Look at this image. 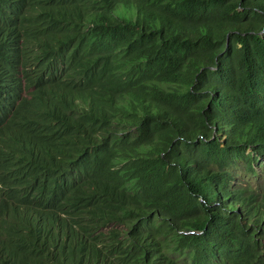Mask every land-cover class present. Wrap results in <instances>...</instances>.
Wrapping results in <instances>:
<instances>
[{
    "label": "trees",
    "instance_id": "1",
    "mask_svg": "<svg viewBox=\"0 0 264 264\" xmlns=\"http://www.w3.org/2000/svg\"><path fill=\"white\" fill-rule=\"evenodd\" d=\"M264 0H0V264H264Z\"/></svg>",
    "mask_w": 264,
    "mask_h": 264
},
{
    "label": "rangeland",
    "instance_id": "2",
    "mask_svg": "<svg viewBox=\"0 0 264 264\" xmlns=\"http://www.w3.org/2000/svg\"><path fill=\"white\" fill-rule=\"evenodd\" d=\"M246 164L241 161L239 165L234 166L233 170L237 174L239 183L250 190L264 193V166L257 165L256 171H249Z\"/></svg>",
    "mask_w": 264,
    "mask_h": 264
}]
</instances>
